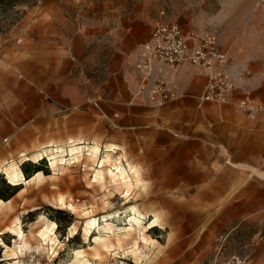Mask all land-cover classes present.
Wrapping results in <instances>:
<instances>
[{
	"label": "rangeland",
	"instance_id": "1",
	"mask_svg": "<svg viewBox=\"0 0 264 264\" xmlns=\"http://www.w3.org/2000/svg\"><path fill=\"white\" fill-rule=\"evenodd\" d=\"M39 1L27 0L16 13L0 9V35L21 38L22 19ZM139 1L165 22L196 32L214 31L230 59L231 76L239 68L249 74L254 66L264 72V0ZM36 82L19 71L0 72V192L4 197L13 192L8 199L0 197V239L8 245L0 244V264H25L26 259L31 264L32 255L36 264H71L75 251L82 252L88 264H215L232 252L246 256L249 264H264V224L241 221L239 208L231 204L234 192L223 189L222 160L211 161L207 190L189 185V222L168 223L164 219L169 209L177 207L169 204L166 192L149 189L151 180L127 155L106 151L102 112L81 105L64 108L61 98L39 90ZM77 138L86 146L97 144V157H89L84 147L72 159L71 140ZM105 154L110 160L102 169L121 164L125 182L109 175L103 182L94 179ZM53 155L58 159L55 167L50 165ZM11 160L24 177L22 169L31 176L39 168V174L27 184H13L2 171V163ZM130 206L140 213L139 228L134 224L129 229ZM155 216L157 225L142 228ZM94 218L96 224L86 235L85 223ZM15 221L25 233L27 249L20 250V240L6 230ZM50 221L56 223L50 235L55 239L45 241L39 232ZM105 221L114 228H101ZM127 229L118 242L115 238ZM256 230L262 239L254 235ZM99 235L109 240L103 245L95 240Z\"/></svg>",
	"mask_w": 264,
	"mask_h": 264
},
{
	"label": "crops",
	"instance_id": "2",
	"mask_svg": "<svg viewBox=\"0 0 264 264\" xmlns=\"http://www.w3.org/2000/svg\"><path fill=\"white\" fill-rule=\"evenodd\" d=\"M22 20L21 38L0 35V72L39 80V90L55 93L62 106L102 112L106 151L127 155L149 189L166 192L177 207L165 221L189 222V185L207 190L211 161L220 159L223 189L234 192L241 221L264 224V110L251 115L232 102L199 99L208 78L188 62L153 60L146 88L138 89L139 46L162 17L139 0H40ZM249 71L233 73L230 99L252 97L264 107V72ZM156 80L177 94L164 106L147 100Z\"/></svg>",
	"mask_w": 264,
	"mask_h": 264
},
{
	"label": "built area",
	"instance_id": "3",
	"mask_svg": "<svg viewBox=\"0 0 264 264\" xmlns=\"http://www.w3.org/2000/svg\"><path fill=\"white\" fill-rule=\"evenodd\" d=\"M138 57L139 71L142 74L139 91H143L147 86L153 60L175 66L188 62L203 71L208 78L203 93L198 96L199 99L217 103L232 102L251 115L264 110L252 97L231 101L230 94L237 89V85L231 76L228 54L218 48L214 31L196 32L184 29L177 22H157L148 40L140 44ZM147 92V100L153 106H164L177 97L175 90L159 80L153 82ZM255 236L262 239L260 232ZM34 258L35 255H32L31 264H36ZM24 263L27 264V259ZM215 264H249V261L246 256L232 252Z\"/></svg>",
	"mask_w": 264,
	"mask_h": 264
},
{
	"label": "bare ground",
	"instance_id": "4",
	"mask_svg": "<svg viewBox=\"0 0 264 264\" xmlns=\"http://www.w3.org/2000/svg\"><path fill=\"white\" fill-rule=\"evenodd\" d=\"M71 142H72V145L70 148V153L72 154V157H71L72 159L76 160L77 156L81 155V152L84 149V147H86V149L88 150L89 157H91V158L97 157L98 152H99V147L97 144L86 146V145L82 144L83 141H81L79 139H73V140H71ZM50 145H52V144L49 143V144L42 146V147L45 148V147L50 146ZM61 150L62 149H59L60 153L62 152ZM108 161H109V155L108 154L103 155L102 158L100 159V168L97 169V171L95 172L94 179L96 181L103 182L105 175H109L110 177H112L113 181L121 179L125 182L126 181L125 178L127 177V172L121 164H116L113 166V168L102 169L103 165H105V163H107ZM57 162H58V159H57L56 155H53L51 157V161H50L51 167H55ZM2 171H3V173L6 174V177L13 184H18V183L27 184L30 181H32L34 178H36L37 175L39 174V171H38V172L33 173L31 176H29V178H25L23 176L22 171H21L20 167L18 166L17 162L15 164L12 160L11 161H4V163H2ZM58 201L61 205L64 204V200L62 197H60ZM69 206L72 208L71 205H69ZM130 211L132 212V216L129 217V219H128V221L131 225L129 229H131V227H133L134 224H136L137 227L139 228L141 225L140 213L135 208V206H130ZM158 221H159L158 217L155 216L152 220H148V224L143 226L142 228H144V229L151 228V227L157 225ZM86 222L87 223H85L86 225L84 228V232L87 235L89 233L90 227H92L96 224V219L95 218L90 219L89 221H86ZM55 226H56V223L53 221H50L49 224L44 225V227L39 232V235L41 236V238L44 239L45 241H47V240L52 241L53 238L55 239V237L52 238L50 236L51 234L52 235L54 234ZM111 227L114 228V226L111 223H108L106 221L101 226V228H103L104 230L105 229H112ZM129 229L126 230V233L123 232L120 236H117L115 239H117L118 242L122 241V239H124L126 237V235L129 233V231H128ZM6 230L14 233L15 236L17 237V239L20 240V244L17 245L20 250L26 249V247L28 245L24 239L25 233H24L23 229L21 228V226L18 223H16V221H15L14 226H8L6 228ZM95 240L104 245L105 242L107 240H109V237H106V235L105 236L99 235L98 237L95 238ZM0 244H2L5 247H8V245L5 244L1 239H0ZM5 250L3 252H5ZM71 264H88V260L83 256L82 252L75 251V257H74V260L72 261Z\"/></svg>",
	"mask_w": 264,
	"mask_h": 264
},
{
	"label": "trees",
	"instance_id": "5",
	"mask_svg": "<svg viewBox=\"0 0 264 264\" xmlns=\"http://www.w3.org/2000/svg\"><path fill=\"white\" fill-rule=\"evenodd\" d=\"M23 4L27 5V0H0V9L3 11L8 10V11H11L12 13H16L18 10H15V9H17L18 6L23 5ZM22 170H23V173L25 174V177L29 178L30 174H28L25 169H22ZM38 170H39V168L35 169L33 172L35 173ZM3 182L11 188L16 187L15 185L7 184L4 180H3ZM11 195H13V192L9 196L4 197L3 194L0 192V197L4 198V199H8ZM58 211H61V210H58ZM0 256H1V249H0ZM0 263H1V261H0Z\"/></svg>",
	"mask_w": 264,
	"mask_h": 264
}]
</instances>
